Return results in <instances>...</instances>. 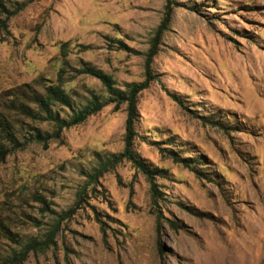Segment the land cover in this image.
I'll return each instance as SVG.
<instances>
[{"label":"rangeland","instance_id":"rangeland-1","mask_svg":"<svg viewBox=\"0 0 264 264\" xmlns=\"http://www.w3.org/2000/svg\"><path fill=\"white\" fill-rule=\"evenodd\" d=\"M3 1L8 10L27 2ZM174 1L151 65L158 83L138 96L133 143L145 164L161 172L163 198L153 206L144 175L125 160L87 185V175L123 149L125 106L115 111L108 104L46 147L29 143L0 161V225L9 237L0 236V260L31 239L43 242L58 222L53 244L23 264H264V0ZM165 5L27 4L7 21L0 44V112L7 114L18 88L43 93L47 82L64 89L75 110L92 94L106 101L102 84L79 73L84 64L110 75L121 90L141 82ZM26 98L17 97L33 109ZM11 116L23 133L26 126L43 135L54 130L16 111ZM169 151L197 160L192 166L200 175L174 163ZM157 211L181 229L162 223L158 235Z\"/></svg>","mask_w":264,"mask_h":264},{"label":"trees","instance_id":"trees-1","mask_svg":"<svg viewBox=\"0 0 264 264\" xmlns=\"http://www.w3.org/2000/svg\"><path fill=\"white\" fill-rule=\"evenodd\" d=\"M33 1L35 0H27V2L24 3H17L12 10H8L4 4V1L0 0V14L4 16V19L0 20V44L6 41L4 35L7 31V21L12 16L19 13L27 4ZM174 4V0H166L164 17L155 33L149 49L145 54L144 78L141 82L128 83L125 85V89L121 90L115 86L114 79L101 70L95 69L87 64H84L81 70H79V73L90 75L102 84L105 92L107 93L106 101H102L99 96L92 94L85 106L79 110H75L73 108L70 96L60 86H54L53 84L47 82L44 84L43 93L35 92L26 85L18 88L16 90L17 92L20 91L18 94H22V97H28L26 100L30 101V103L34 105V108L32 109L24 102H19L17 99V94V100L12 99L10 102H8V108L5 109L7 114L0 112V161H3L11 151H16L29 143L35 142L43 144V146L46 147L49 141L58 140L63 130L82 124L87 120L88 117L98 113L104 106L108 104H113L115 111L119 110V108L124 105L126 117L124 122L125 132L123 139V149L119 154H112L111 157H107L105 160L101 161L99 163V167L94 169L92 174L87 175V185H95L97 183V179L103 173L109 171V169H113L115 165L125 160L129 162L135 170L144 175L149 185L151 203L153 206H156L164 195L156 183V177L161 176V172L157 169H150L149 166L145 164V162L134 151L133 143L137 137L135 126L139 120L138 96L142 91L146 90L152 82L158 83L156 76L152 72L151 65L154 57L158 53L160 36L162 35L163 31L167 30V25L170 21ZM119 43L121 48L126 49L121 42ZM28 88L29 91L27 92L26 90ZM168 95L177 104L180 106L182 105L178 97L173 94ZM55 105L71 110V115L68 118H62L60 114L53 109ZM14 111H16V117L23 116L24 118L30 119L33 122L39 121L50 123L53 125L54 130L52 133H46L43 135L37 129L26 126V129L23 133V129L18 128L14 122V118L12 119L11 114L14 113ZM18 133L22 134L21 138L17 137ZM168 155L171 157L174 163H179L183 167L194 171L197 176L200 175V172L196 171L192 166V163H197V160H182L178 158V156L172 151H169ZM86 189L87 186L77 194V200L73 209L80 208L83 197L86 193ZM91 190H95V188L92 187ZM158 212L160 211H157V213ZM162 220L160 219V214L158 213L156 224V231L158 235L162 223H166V225L175 232L181 229V227H179L176 223L164 218L163 216ZM57 228L58 222L52 226L43 242H39L36 239H31L22 246L20 244L19 250H15L11 256L0 260V264H23L30 253L43 252L48 248L49 244H53V239L56 235ZM1 235L3 238L9 239L7 228H3V226L0 225V236ZM14 243L18 244L16 241H14ZM157 246L158 250L162 251V247L159 243H157Z\"/></svg>","mask_w":264,"mask_h":264}]
</instances>
